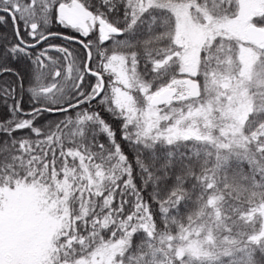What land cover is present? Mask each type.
Segmentation results:
<instances>
[{"label": "snow or ice", "instance_id": "6c2138e0", "mask_svg": "<svg viewBox=\"0 0 264 264\" xmlns=\"http://www.w3.org/2000/svg\"><path fill=\"white\" fill-rule=\"evenodd\" d=\"M0 28V264H264V0H0Z\"/></svg>", "mask_w": 264, "mask_h": 264}, {"label": "trees", "instance_id": "16d2710c", "mask_svg": "<svg viewBox=\"0 0 264 264\" xmlns=\"http://www.w3.org/2000/svg\"><path fill=\"white\" fill-rule=\"evenodd\" d=\"M10 29V25L6 26ZM4 30L3 28H0V31ZM57 43H59V41H57ZM25 107H27V105H24ZM56 115H59V114H56ZM50 118H54V117H50Z\"/></svg>", "mask_w": 264, "mask_h": 264}]
</instances>
